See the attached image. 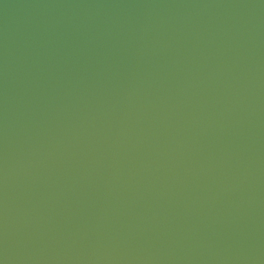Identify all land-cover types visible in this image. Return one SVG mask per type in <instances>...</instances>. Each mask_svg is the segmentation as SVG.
Instances as JSON below:
<instances>
[{"label": "water", "instance_id": "water-1", "mask_svg": "<svg viewBox=\"0 0 264 264\" xmlns=\"http://www.w3.org/2000/svg\"><path fill=\"white\" fill-rule=\"evenodd\" d=\"M0 264H264V0H0Z\"/></svg>", "mask_w": 264, "mask_h": 264}]
</instances>
